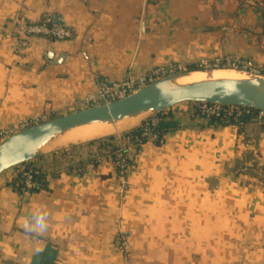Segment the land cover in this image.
<instances>
[{"label":"crops","instance_id":"crops-1","mask_svg":"<svg viewBox=\"0 0 264 264\" xmlns=\"http://www.w3.org/2000/svg\"><path fill=\"white\" fill-rule=\"evenodd\" d=\"M48 17L73 38L21 33ZM227 62L264 68V0H0V131L88 108L104 80ZM192 109L166 111L160 146L116 136L132 158L123 198L88 143L30 163L43 191L3 174L0 264H264V121L209 125Z\"/></svg>","mask_w":264,"mask_h":264},{"label":"water","instance_id":"water-1","mask_svg":"<svg viewBox=\"0 0 264 264\" xmlns=\"http://www.w3.org/2000/svg\"><path fill=\"white\" fill-rule=\"evenodd\" d=\"M217 70L232 69H199L179 73L166 77L122 100L81 109L20 131L0 144V177L9 170L23 166L43 155L105 138H95L51 151H42L65 133L87 126L114 127L125 120L138 119L147 114L154 116L181 104H212L264 112V78L248 77V80L176 84L180 78L193 73H211Z\"/></svg>","mask_w":264,"mask_h":264},{"label":"built area","instance_id":"built-area-1","mask_svg":"<svg viewBox=\"0 0 264 264\" xmlns=\"http://www.w3.org/2000/svg\"><path fill=\"white\" fill-rule=\"evenodd\" d=\"M21 33L24 34L26 39L31 37H44L57 42H64L73 38V32L69 28L57 24L53 20V18L50 17L45 18L39 23L24 26L21 30ZM18 43L21 46L27 45L26 41L23 39ZM203 66L200 69L221 68V66L216 63L212 64L211 66ZM225 69L238 71L250 78H264V68L251 62H227ZM180 72L181 70L178 67L158 68L144 76H140L137 78L128 76L127 78L119 82H110L108 80H104L100 85L98 94L96 96H89L86 99L85 104L89 107H96L122 100L166 77L179 74ZM195 114L197 116H200L204 120H209L211 118H232L236 121H239V119H241L242 117L251 116L252 112L251 109L243 107H226L212 104H197L196 107L191 111L192 116H194ZM154 116L148 123H145L143 126V133L141 135V140L139 141L140 146L146 143L155 144L157 142V137L152 132V128L158 124L159 120L157 118H154ZM47 121H49L48 118L40 117L35 118L28 123L22 124L21 128L18 130H2L0 131V142H4L9 137L20 131L45 123ZM255 121L263 122L264 112L258 111L257 115L255 116ZM125 143L130 145L131 138H127L125 140ZM123 150L124 149L122 148L117 150L112 161L116 173L117 183L119 186L118 193L120 198H123L125 196L129 188L128 177L131 170L129 161H132V158L130 156L123 155ZM76 172L81 171L77 170ZM19 175L20 179L22 180L24 193L40 192L45 189V185H43L42 182L37 179L40 175V172H38L34 168L23 167V169L20 170ZM118 240L120 242L121 248L124 249L126 247V240L125 236L122 233L119 234Z\"/></svg>","mask_w":264,"mask_h":264},{"label":"trees","instance_id":"trees-1","mask_svg":"<svg viewBox=\"0 0 264 264\" xmlns=\"http://www.w3.org/2000/svg\"><path fill=\"white\" fill-rule=\"evenodd\" d=\"M220 69H225V68L221 67ZM193 70H199V68L190 69V71H193ZM189 105L191 106V108L194 109L197 104H189ZM251 112H252L251 116L242 117L241 119H239V121H236L232 118H230V119H227V118H211V119L205 120V121L209 125H230V124H234V123L240 124V125H246L248 123L256 122L255 116L257 115L258 111L251 110ZM165 113H166V111L163 113H160V114H156L154 116V118H157L159 120L158 124L152 128V132L157 137V142L155 143L157 146H160L163 143L164 137L166 136V134L171 129V126L173 125V123L169 119L166 120V118L164 116ZM193 117L201 118L200 116H197L196 114ZM149 121H150V119L147 120L146 122L142 123L139 127L123 133V135H122L123 141L125 142V140L127 138H131V144L130 145H132L135 148H138L140 146L139 141L141 140V135L143 133V126L145 123H148ZM88 145L96 146L97 152H98L97 153L98 157H104V158L110 159L111 161H113V158H114L117 150H119L121 148L124 149L123 150L124 156H130L127 152L126 147H124L123 145H120V143H118L117 138L115 136H110L107 138L99 139V140L88 143ZM30 163L31 162L23 165L22 167L33 168L30 166ZM129 164H130V166L132 165L131 160L129 161ZM35 170L40 172V175L38 176L37 179L40 180L43 185H45L43 173L38 169H35ZM19 176L17 177V179L13 185H14V188L18 192L24 193L22 180L20 179ZM44 188H46V187H44Z\"/></svg>","mask_w":264,"mask_h":264},{"label":"bare ground","instance_id":"bare-ground-1","mask_svg":"<svg viewBox=\"0 0 264 264\" xmlns=\"http://www.w3.org/2000/svg\"><path fill=\"white\" fill-rule=\"evenodd\" d=\"M230 71V72H229ZM234 73V74H233ZM217 80H243L237 77L236 73L231 70H217L211 73L196 72L189 76H185L176 81L177 85H187L206 81ZM140 120V119H139ZM138 119L120 123L125 129L133 127ZM122 127V126H121ZM118 128V126H117ZM117 128L105 125H93L73 130L65 133L60 139L48 144L42 151H51L59 147H65L69 144H77L95 138L107 137L117 133ZM120 128V127H119ZM122 130V129H121ZM120 132V131H119Z\"/></svg>","mask_w":264,"mask_h":264},{"label":"rangeland","instance_id":"rangeland-1","mask_svg":"<svg viewBox=\"0 0 264 264\" xmlns=\"http://www.w3.org/2000/svg\"><path fill=\"white\" fill-rule=\"evenodd\" d=\"M213 64V63H212ZM211 63H202V64H199V69L203 66V67H205V65H212ZM173 67H178V68H180V70H181V72L180 73H185V72H188L189 70H187V69H185V68H182L181 66H172V68ZM168 68H171V67H168ZM202 70H210V69H206V68H202ZM231 71H233V70H231ZM230 72V71H229ZM233 72H235L236 73V75H237V77H239L240 79H243V80H248V76H246V75H244V74H242V73H239V72H237V71H233ZM234 74V73H233ZM148 118H153L152 117V115H149V114H147V115H144V116H141L140 118H138V122H137V124L138 123H140V122H142L143 120L145 121V120H147ZM140 119V120H139ZM49 120H50V118H49ZM123 124V123H122ZM117 126H118V128H117ZM122 126V127H121ZM120 127V128H119ZM115 128H117V133L116 134H114V135H110V136H119V135H123V133H125V132H128V130H129V128H127V129H125L124 127H123V125H121L120 123L118 124V125H116L115 126ZM122 129V130H121ZM120 131V132H119ZM110 136H107V137H110ZM107 137H105V138H107ZM88 143V142H87ZM86 143V144H87ZM23 167L21 166V167H19V169H22Z\"/></svg>","mask_w":264,"mask_h":264}]
</instances>
